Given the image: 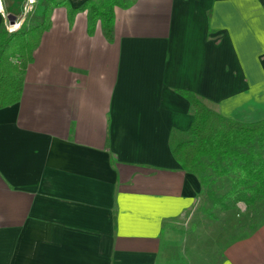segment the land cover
I'll use <instances>...</instances> for the list:
<instances>
[{
  "label": "crops",
  "instance_id": "obj_1",
  "mask_svg": "<svg viewBox=\"0 0 264 264\" xmlns=\"http://www.w3.org/2000/svg\"><path fill=\"white\" fill-rule=\"evenodd\" d=\"M24 2L3 0L0 28L21 25ZM113 12L109 41L99 21L88 31L87 10L69 23L54 8L19 100L0 108V264H158L202 195L171 153L193 117L179 91L264 119V0H128ZM220 264H264V223Z\"/></svg>",
  "mask_w": 264,
  "mask_h": 264
},
{
  "label": "trees",
  "instance_id": "obj_2",
  "mask_svg": "<svg viewBox=\"0 0 264 264\" xmlns=\"http://www.w3.org/2000/svg\"><path fill=\"white\" fill-rule=\"evenodd\" d=\"M39 5L41 13H27L18 29L0 28V108L19 100L25 70L43 32L51 26L54 8L64 7L69 23L78 12L87 10L88 31L92 32L99 21L110 41L114 35L113 9L127 7L128 0H84L78 7H72L69 0H40ZM179 93L193 107V117L188 130L171 139V153L185 171L198 178L209 202L205 211L216 218L213 210L226 211L238 202L248 207L263 202L264 119L236 121L207 107L191 91ZM218 181L227 182L221 193L215 188Z\"/></svg>",
  "mask_w": 264,
  "mask_h": 264
},
{
  "label": "rangeland",
  "instance_id": "obj_3",
  "mask_svg": "<svg viewBox=\"0 0 264 264\" xmlns=\"http://www.w3.org/2000/svg\"><path fill=\"white\" fill-rule=\"evenodd\" d=\"M26 0L22 6L25 14ZM227 182L218 181L215 187L223 192ZM209 202L205 194L196 201L178 224L169 230L170 238L158 264H220L223 250L230 242L252 233L264 220V201L248 207L243 202L226 211L213 210L212 218L205 208ZM212 214V215H213Z\"/></svg>",
  "mask_w": 264,
  "mask_h": 264
},
{
  "label": "built area",
  "instance_id": "obj_4",
  "mask_svg": "<svg viewBox=\"0 0 264 264\" xmlns=\"http://www.w3.org/2000/svg\"><path fill=\"white\" fill-rule=\"evenodd\" d=\"M37 0H26L25 4V11L29 12L33 9L34 5L36 4Z\"/></svg>",
  "mask_w": 264,
  "mask_h": 264
},
{
  "label": "clouds",
  "instance_id": "obj_5",
  "mask_svg": "<svg viewBox=\"0 0 264 264\" xmlns=\"http://www.w3.org/2000/svg\"><path fill=\"white\" fill-rule=\"evenodd\" d=\"M0 13H3V0H0ZM19 27H20L19 23L15 24V25H10L9 30L12 31V30H15Z\"/></svg>",
  "mask_w": 264,
  "mask_h": 264
},
{
  "label": "water",
  "instance_id": "obj_6",
  "mask_svg": "<svg viewBox=\"0 0 264 264\" xmlns=\"http://www.w3.org/2000/svg\"><path fill=\"white\" fill-rule=\"evenodd\" d=\"M10 24L13 25V24H14V20H11V21H10Z\"/></svg>",
  "mask_w": 264,
  "mask_h": 264
}]
</instances>
